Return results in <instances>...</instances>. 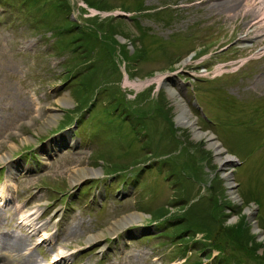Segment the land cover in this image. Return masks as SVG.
I'll list each match as a JSON object with an SVG mask.
<instances>
[{
  "label": "rangeland",
  "instance_id": "obj_1",
  "mask_svg": "<svg viewBox=\"0 0 264 264\" xmlns=\"http://www.w3.org/2000/svg\"><path fill=\"white\" fill-rule=\"evenodd\" d=\"M63 1L0 0V236L26 238L35 264H264L251 16L226 0ZM177 99L221 153L176 123ZM84 167L98 173L72 181Z\"/></svg>",
  "mask_w": 264,
  "mask_h": 264
},
{
  "label": "bare ground",
  "instance_id": "obj_2",
  "mask_svg": "<svg viewBox=\"0 0 264 264\" xmlns=\"http://www.w3.org/2000/svg\"><path fill=\"white\" fill-rule=\"evenodd\" d=\"M229 5L228 11L232 12V17H237V15L241 12H245V16L249 14L251 16L250 19H248L245 23L246 27L249 25L251 28V32H253L252 39H261L264 37V0H226L224 1ZM230 15V13L228 14ZM125 79H128L126 76ZM126 81V80H125ZM148 81V80H147ZM133 85L142 86L145 84L144 82H131ZM171 96L176 95L177 93L174 90L169 91ZM176 104V123L182 124L185 126H190L192 130L194 131V134L199 138L200 136H206L207 139L211 142L213 146L217 149V154L221 153V145L216 144L213 139L215 138L214 133L210 132H203L199 130L196 126V122L194 119L191 118V114L189 113L188 109L185 105L182 104L178 99L174 102ZM198 129V130H196ZM232 156H226L225 162L233 161L234 157ZM91 170V171H90ZM91 173H98V171H93L92 169H86L85 167L82 169H78L74 175L72 176V181L78 180L81 177H84L85 175L91 174ZM230 176L229 174H227ZM11 182V181H10ZM9 182V183H10ZM231 183V182H229ZM232 187V183L229 185ZM7 190L5 189V185H3L2 188H0V200H3L6 202L9 200V196H7L6 193ZM34 211L29 213L28 216L25 217L26 211H22V218L26 219L31 217L33 215ZM43 216L40 214L39 217ZM139 216V215H138ZM137 215L134 216L135 218L138 217ZM133 217V218H134ZM51 219V218H50ZM126 221V220H125ZM124 221V222H125ZM122 222V223H124ZM46 224H44V227ZM26 230L30 232H34L35 230H40V227L36 226V224H33V222H28L27 224L23 226ZM46 237V236H45ZM93 238V237H91ZM27 240L26 238H21L17 236H0V264H35L36 258L33 257L32 253H28L25 251L27 249Z\"/></svg>",
  "mask_w": 264,
  "mask_h": 264
},
{
  "label": "trees",
  "instance_id": "obj_3",
  "mask_svg": "<svg viewBox=\"0 0 264 264\" xmlns=\"http://www.w3.org/2000/svg\"><path fill=\"white\" fill-rule=\"evenodd\" d=\"M56 4H59V5H62V4H65V8H66V2L65 1H63V0H56ZM87 3H89L90 5H92V6H95V7H97L98 9L100 8V9H102V10H105V9H107V7H106V5L104 4V3H102V1L101 0H87ZM51 4H54V5H56L54 2L53 3H51ZM63 10V9H62ZM65 10H67V8L65 9ZM64 11V10H63ZM112 17H115V16H112ZM110 18V20L109 21H111V23H109L111 26H110V30H112L113 32H115V33H122L123 35H125L126 33L123 31V29H122V27H120V26H117L118 24H116L114 21H116L117 23H119L118 22V20H117V18ZM97 18V17H96ZM105 20V19H104ZM112 21H113V23H112ZM74 24V26H70V28L68 29V31L69 32H75V33H78V32H83V31H81V29L80 28H83V27H79V24L77 25V23L75 22V23H73ZM113 24V25H112ZM110 30H106V31H109L110 32ZM91 35H93V36H95L96 37V35L94 34V32H91ZM75 37H78V35H75ZM93 38V37H92ZM93 39H95V38H93ZM91 65H93V64H91ZM105 65V63H102L101 62V66H96V68H95V66H92L93 68H91V70H90V74L91 73H94V71H96L98 68H101V67H103ZM103 71H105V70H101L99 73H103ZM91 75H87V77H90ZM93 78H96V77H93ZM93 80V79H92ZM83 86H84V89H83V91H85L86 89H87V86H89V84H87V83H85V84H83ZM91 86V85H90ZM81 94V93H80ZM190 219H188V218H186V216L184 215V216H182V218L181 219H179L178 220V222L177 223H179L180 225H181V229H178V231H183V230H186L187 232H188V230H187V228H189L191 225L188 223V221H189ZM186 228V229H185ZM190 228H192V227H190ZM194 230V229H193ZM194 231H197V230H194ZM184 232V231H183ZM179 234H183L182 232H179ZM195 242H198V241H195ZM211 244H214V243H211ZM209 245V244H208ZM213 246V245H212ZM203 248V247H202ZM200 249V250H203V249ZM219 248V247H218ZM202 252H204V251H202ZM211 254V253H210Z\"/></svg>",
  "mask_w": 264,
  "mask_h": 264
}]
</instances>
